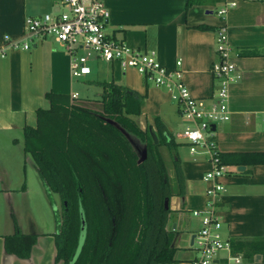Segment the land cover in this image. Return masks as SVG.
Returning <instances> with one entry per match:
<instances>
[{"label":"crops","instance_id":"crops-1","mask_svg":"<svg viewBox=\"0 0 264 264\" xmlns=\"http://www.w3.org/2000/svg\"><path fill=\"white\" fill-rule=\"evenodd\" d=\"M102 1L109 13L103 26L105 33L132 48L154 51L156 59L168 70L176 69V61L180 60L181 80L203 106L210 104L219 86L210 67L217 58V31L225 25L229 59L239 77L229 84L230 118L215 125V144L221 155L264 152V0H236V6L228 10L224 20L216 10L225 0ZM60 5V0H0V44L5 37L26 40L29 44L27 49H9L0 59V145L8 146L16 135L14 143L24 153L17 135L22 141L23 127L35 126L36 110L48 105L47 92L70 97L75 94L74 99H93L101 93L99 82L112 80L140 94L145 93L137 118L140 128L154 127V119L158 117L180 143L178 149L185 148L184 152L177 149L183 196H171L167 205L171 210L169 226L178 232L177 264H190L197 256L190 243L195 234L192 231L200 226L192 211L205 209L210 199L206 190L212 182L204 179L211 169L209 155L201 147L196 153H190L180 132H173L178 119L186 122L168 89L156 86L134 69L123 70L117 63L102 59L90 72L97 78L86 81V75L75 79L70 72V55L60 42L51 36L25 38L26 17L56 14L61 11ZM198 26L208 28L199 29ZM78 79L87 83L83 97L74 90L80 83ZM91 89L95 91L88 94ZM16 151L12 147H0V155L13 156L19 153ZM256 158H264V155L245 156L240 159L244 163L226 164L228 172L218 179L224 191L215 199V207L221 218L222 238L230 242L234 239L259 240L264 253V162L251 164ZM46 233L51 232L35 233L36 242L28 258L6 253L3 235H0V264H64L63 261L55 263L54 236ZM225 256L224 251L220 252L210 264H227Z\"/></svg>","mask_w":264,"mask_h":264},{"label":"trees","instance_id":"trees-1","mask_svg":"<svg viewBox=\"0 0 264 264\" xmlns=\"http://www.w3.org/2000/svg\"><path fill=\"white\" fill-rule=\"evenodd\" d=\"M99 84L101 93L93 99L47 92L48 106L36 110L35 126L22 130L23 152L32 157L46 193H58L62 202L51 234L54 261L177 264L173 241L178 232L169 226L165 201L183 196L180 143L158 117L154 127L140 128L145 93L112 80ZM255 154L264 152L219 157L223 164H240L241 157ZM256 162L264 158L251 160ZM2 237L6 253L28 258L37 234L15 231ZM231 247L234 254L247 255L261 252L263 244L234 239Z\"/></svg>","mask_w":264,"mask_h":264},{"label":"built area","instance_id":"built-area-1","mask_svg":"<svg viewBox=\"0 0 264 264\" xmlns=\"http://www.w3.org/2000/svg\"><path fill=\"white\" fill-rule=\"evenodd\" d=\"M63 10L56 13H44L41 16H29L24 20L25 38L51 36L60 42L70 55V72L72 77H84L91 72L87 64L89 54L106 62H115L121 69H134L156 86L171 91L172 98L179 106V113L185 120L184 129L179 136L185 140L190 153L197 148L205 149L209 155L211 169L204 179L212 182L206 190L210 199L203 210L194 209L193 216L200 221L198 231L194 234L192 247L197 256L190 264H210L216 256L224 251L227 264H243L242 256L232 252L231 242L220 234L221 218L217 214L215 199L224 191L218 180L228 172V166L220 160L212 125L230 118L228 107L229 84L239 76L229 59V42L225 25H221L215 38L217 58L212 62L211 73L219 81L216 94L208 106H203L193 97L180 77L178 68L181 61H176L177 68L168 70L155 57L154 51H142L128 46L124 41L107 35L103 26L108 19V10L102 0H60ZM236 0H225L216 10L224 20L228 10L235 7ZM29 48L26 40H13L5 37L0 44V59L9 49ZM82 51L81 53L79 51ZM88 52V53H87ZM91 52V53H90ZM76 95L72 94L71 98Z\"/></svg>","mask_w":264,"mask_h":264},{"label":"rangeland","instance_id":"rangeland-1","mask_svg":"<svg viewBox=\"0 0 264 264\" xmlns=\"http://www.w3.org/2000/svg\"><path fill=\"white\" fill-rule=\"evenodd\" d=\"M60 7L62 11V5ZM105 30L108 32L107 29ZM79 52L81 53L82 51ZM98 60L93 53L87 64L94 70V67L98 64ZM94 77L97 78L93 74H88L85 80L89 81ZM77 81H80V83L74 90L77 91L79 96L83 97L85 96V91L87 92L85 85L87 83L82 81V79H78ZM93 91L95 90L91 89L88 94H92ZM184 127L185 124L181 123L178 119V124L173 129V132L179 133ZM15 136H12V141L8 143V146L0 145L2 149L12 147L19 151L17 155L13 156L0 155V235L12 234L15 231L22 233H54L56 231L55 214L57 213L62 216L60 196L56 192H52L50 195L46 193L34 167L32 157L29 154L22 153L21 147L14 143L13 139ZM17 136L19 141L22 142L21 136L19 134ZM175 140L177 141V139ZM178 150L184 152L185 148L182 146ZM162 152L167 164H170L167 151L163 149ZM168 167L171 168L169 165ZM197 231L198 229H194L192 233H196ZM51 233L46 234L50 235ZM187 246L190 247V245ZM192 249L196 252L194 247ZM241 256L243 264H264L263 252L251 250L247 255L241 254ZM258 256L260 257L258 258Z\"/></svg>","mask_w":264,"mask_h":264},{"label":"water","instance_id":"water-1","mask_svg":"<svg viewBox=\"0 0 264 264\" xmlns=\"http://www.w3.org/2000/svg\"><path fill=\"white\" fill-rule=\"evenodd\" d=\"M212 130H215V125H214V124L212 125ZM154 142L157 143V139H156L155 136H154ZM240 168H243V167H240ZM167 201H168V200L165 201V207H168V205H167ZM174 227H175V226H174ZM174 227H173V228H174ZM176 238H177V236L174 238L173 245H175ZM193 238H194V234H193L192 237H191V241H190L191 244H192V242H193Z\"/></svg>","mask_w":264,"mask_h":264}]
</instances>
